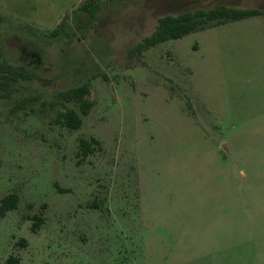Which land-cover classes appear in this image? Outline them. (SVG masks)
<instances>
[{
    "label": "rangeland",
    "instance_id": "rangeland-1",
    "mask_svg": "<svg viewBox=\"0 0 264 264\" xmlns=\"http://www.w3.org/2000/svg\"><path fill=\"white\" fill-rule=\"evenodd\" d=\"M220 3L264 10V0H0V64L32 73L0 96V199L19 195L0 216V264H225L213 260L211 224H226V197L242 189L233 124L264 94V76L252 78L264 13L134 50L161 16ZM84 83L94 106L69 129L57 115L78 105L56 94Z\"/></svg>",
    "mask_w": 264,
    "mask_h": 264
},
{
    "label": "crops",
    "instance_id": "crops-1",
    "mask_svg": "<svg viewBox=\"0 0 264 264\" xmlns=\"http://www.w3.org/2000/svg\"><path fill=\"white\" fill-rule=\"evenodd\" d=\"M254 73V79L264 76V65ZM259 96L250 111L236 113L240 119L233 124L242 189L234 200L226 197V224H211L213 260L225 264H264V94Z\"/></svg>",
    "mask_w": 264,
    "mask_h": 264
},
{
    "label": "trees",
    "instance_id": "trees-1",
    "mask_svg": "<svg viewBox=\"0 0 264 264\" xmlns=\"http://www.w3.org/2000/svg\"><path fill=\"white\" fill-rule=\"evenodd\" d=\"M100 8L98 3H85L79 9L94 15ZM264 10L258 8H238L226 4H216L209 8L199 7L193 10H186L178 14H166L158 19L157 26L153 33L145 37L138 43L134 50L143 52L163 42L172 41L183 37L184 35L213 26L222 25L228 22L248 18L251 16L261 15ZM58 29V28H57ZM58 30H54L57 34ZM22 67L14 66L4 60L0 64V96H8L14 89V84L20 78L32 76V73L25 75ZM90 85L88 83L61 90L56 94L58 99L73 101L78 108L67 107L66 110L60 111L56 121L69 129H79L83 124L84 116L88 115L94 101L90 99ZM96 141V140H94ZM80 147L83 151H89L91 144L84 138L80 140ZM19 204V195L15 192L8 193L0 199V216L5 215L8 211L17 209ZM37 217V216H36ZM42 217H37L33 222L32 229L35 230L38 224L43 223ZM26 245V241H21ZM19 259L9 258L8 264H16Z\"/></svg>",
    "mask_w": 264,
    "mask_h": 264
}]
</instances>
